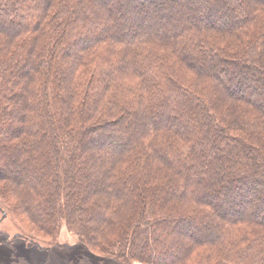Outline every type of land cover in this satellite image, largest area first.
Returning <instances> with one entry per match:
<instances>
[{
  "label": "trees",
  "instance_id": "16d2710c",
  "mask_svg": "<svg viewBox=\"0 0 264 264\" xmlns=\"http://www.w3.org/2000/svg\"><path fill=\"white\" fill-rule=\"evenodd\" d=\"M0 209L122 264H264V0H0Z\"/></svg>",
  "mask_w": 264,
  "mask_h": 264
},
{
  "label": "rangeland",
  "instance_id": "374dc122",
  "mask_svg": "<svg viewBox=\"0 0 264 264\" xmlns=\"http://www.w3.org/2000/svg\"><path fill=\"white\" fill-rule=\"evenodd\" d=\"M0 232V264H21L22 259L29 264H122L80 242L65 226L52 238L1 209Z\"/></svg>",
  "mask_w": 264,
  "mask_h": 264
}]
</instances>
